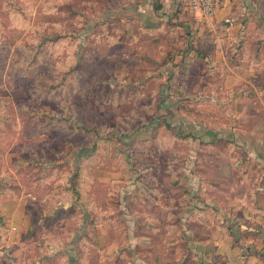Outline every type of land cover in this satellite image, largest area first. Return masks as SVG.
Instances as JSON below:
<instances>
[{
  "label": "rangeland",
  "instance_id": "rangeland-1",
  "mask_svg": "<svg viewBox=\"0 0 264 264\" xmlns=\"http://www.w3.org/2000/svg\"><path fill=\"white\" fill-rule=\"evenodd\" d=\"M254 1L250 29L228 54L232 67L256 79L224 90L222 78L208 74L220 66H207L212 49L201 42L218 37L200 33L189 0H169L161 16L156 0H0V183L17 177L31 195L34 242L23 264L102 263L95 253L109 237L119 245L127 226L137 228L138 220L121 215L127 191L118 192L135 168H153L160 184L184 166L185 183L202 169L216 203L233 208L242 196L264 212L262 166L235 143L198 140L208 128L230 127L264 143V91L248 90L264 88V0ZM75 190L86 207L70 200ZM93 195L101 202L95 213H110L102 231L92 225ZM136 198L132 212L149 213ZM131 232L120 251L134 254L139 240ZM134 261L141 264L137 253Z\"/></svg>",
  "mask_w": 264,
  "mask_h": 264
},
{
  "label": "crops",
  "instance_id": "crops-1",
  "mask_svg": "<svg viewBox=\"0 0 264 264\" xmlns=\"http://www.w3.org/2000/svg\"><path fill=\"white\" fill-rule=\"evenodd\" d=\"M156 1L164 4L161 16L167 12L165 8L169 5V0ZM256 10L258 4L254 0H219L212 24L200 28L202 35L204 29H207L214 33V37H218L214 43H210L207 39H201V42L206 48L209 44L212 49V54L205 57L207 66L213 68L220 66V69L215 68L218 73L208 70V74L212 73L215 78H222L224 90H234L235 87L256 79V72L253 70H244L240 66L232 67L230 65L233 62L232 57L228 54L229 49L237 46L242 35L249 31L247 22ZM190 28L189 25L186 26L188 33ZM237 58V63H240ZM248 88L250 93L264 91V88ZM238 91L241 98L246 95L242 93V88ZM254 137L255 135L244 133L239 128L225 127L222 130L208 128L198 140L207 145L217 142L235 143L247 153L249 160L259 163L264 169V143L255 145ZM225 159L227 160L226 155ZM241 163L243 164V161H238L237 164L240 165L236 167H241ZM184 167L181 173L178 172L181 176L173 175L164 184L152 179L155 174L152 173L153 168L146 167L139 170L135 168L130 171L131 176L125 184L118 189L121 196L122 191L128 193L127 199L124 202L120 201V207L124 210L121 209L123 212L121 215L126 213L135 221L138 220L137 228L132 232L127 226L125 238L127 242L128 233L131 232L134 239L139 240L135 252L142 249L141 264H253L256 262L264 264V224L262 223L264 212L255 206L246 205L242 196L233 208L223 203H216L207 196L197 169L193 170L187 183L183 182L187 166ZM229 169L231 174L237 172L233 165ZM178 185L186 188L187 196L174 194L178 191ZM196 188L195 194L193 190ZM114 193L112 192L111 195ZM197 195H201V198L194 197ZM137 196L143 198L139 204L146 205L149 213L132 212L135 203L131 200L132 198L137 200ZM30 197L31 195L23 190L17 177L7 186L5 183H0V264H23L25 261L23 256L25 257L34 242L28 238L34 229L31 226L35 221L27 208L32 203ZM70 200L79 203L82 208L86 207L82 195L81 199H73L70 196ZM91 203L94 211L89 213L93 219L110 216L109 212L101 213L100 216L95 213L98 211L95 203H101L97 202L95 195ZM83 220L82 217L78 220L79 227L83 224ZM102 225L100 224L99 231L103 230ZM146 229L150 233L142 232ZM130 253L131 260L135 263L136 253L133 254L131 251Z\"/></svg>",
  "mask_w": 264,
  "mask_h": 264
},
{
  "label": "trees",
  "instance_id": "trees-1",
  "mask_svg": "<svg viewBox=\"0 0 264 264\" xmlns=\"http://www.w3.org/2000/svg\"><path fill=\"white\" fill-rule=\"evenodd\" d=\"M201 170H197V171L200 173ZM74 197L77 198V199H81V192L75 190V196ZM109 219H111L110 216H107V218H106V216H103V221L104 222L103 221L100 222V221H97L98 218H95L94 219V223L92 225H95V224L96 225H98V224L100 225V224L108 223ZM109 226L111 227L110 224H109ZM125 236H126V234H124L125 242L124 243H120L119 245H117V244L115 245V242L111 241L112 240V236L109 237V239H108L110 241L109 245H108L109 247L107 246L106 248H104L102 250H99L98 251L99 253H95L96 255H102V256L105 257L104 261L102 263L100 262L99 264H115V263L116 264H132L133 263L132 260H131L132 257L131 258L130 257H126V255H129L130 253H128L126 250L120 251L121 246H124L126 244ZM92 243H93V245L96 243L95 238L92 239ZM92 247H96V246H92ZM80 251L81 250H78L79 253H81ZM119 251H120V254H119V257H118V259L116 261V257H117V254H118ZM142 253H143L142 249H138L137 250V254L140 257L143 256ZM130 256H131V254H130Z\"/></svg>",
  "mask_w": 264,
  "mask_h": 264
},
{
  "label": "built area",
  "instance_id": "built-area-1",
  "mask_svg": "<svg viewBox=\"0 0 264 264\" xmlns=\"http://www.w3.org/2000/svg\"><path fill=\"white\" fill-rule=\"evenodd\" d=\"M219 0H189V8L194 14V20L200 26H209L218 10ZM262 264V263H253Z\"/></svg>",
  "mask_w": 264,
  "mask_h": 264
}]
</instances>
